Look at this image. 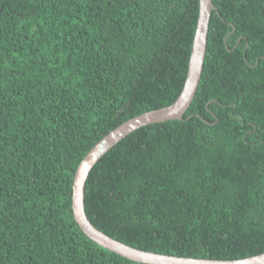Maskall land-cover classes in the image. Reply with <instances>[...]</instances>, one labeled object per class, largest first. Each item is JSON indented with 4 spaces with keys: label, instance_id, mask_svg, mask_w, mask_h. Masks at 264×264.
<instances>
[{
    "label": "trees",
    "instance_id": "obj_1",
    "mask_svg": "<svg viewBox=\"0 0 264 264\" xmlns=\"http://www.w3.org/2000/svg\"><path fill=\"white\" fill-rule=\"evenodd\" d=\"M183 120L111 149L85 187L92 224L131 247L264 253V0H213ZM200 0H0V264H141L77 224L79 164L111 131L181 94Z\"/></svg>",
    "mask_w": 264,
    "mask_h": 264
},
{
    "label": "water",
    "instance_id": "obj_2",
    "mask_svg": "<svg viewBox=\"0 0 264 264\" xmlns=\"http://www.w3.org/2000/svg\"><path fill=\"white\" fill-rule=\"evenodd\" d=\"M199 18L191 49L188 73L183 90L170 106L137 116L103 137L84 157L74 177L72 210L83 233L102 248L123 258L141 264H264V253L238 260H212L170 256L143 251L126 245L96 228L85 209V187L96 164L117 144L133 132L156 123L183 120L198 91L207 53V35L212 12L216 9L213 0H200Z\"/></svg>",
    "mask_w": 264,
    "mask_h": 264
},
{
    "label": "bare ground",
    "instance_id": "obj_3",
    "mask_svg": "<svg viewBox=\"0 0 264 264\" xmlns=\"http://www.w3.org/2000/svg\"><path fill=\"white\" fill-rule=\"evenodd\" d=\"M209 31V30H208Z\"/></svg>",
    "mask_w": 264,
    "mask_h": 264
}]
</instances>
